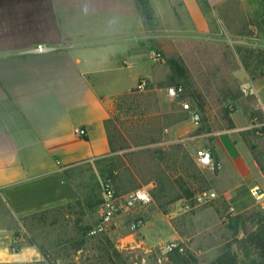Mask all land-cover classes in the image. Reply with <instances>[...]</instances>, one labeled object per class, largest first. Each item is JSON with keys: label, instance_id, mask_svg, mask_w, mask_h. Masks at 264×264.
<instances>
[{"label": "crops", "instance_id": "0c3cea01", "mask_svg": "<svg viewBox=\"0 0 264 264\" xmlns=\"http://www.w3.org/2000/svg\"><path fill=\"white\" fill-rule=\"evenodd\" d=\"M243 2L0 0V264H31L28 255L9 252L20 220L76 204L82 168L113 155L107 122L115 102L141 79L162 97L175 84L187 89L189 60L205 73L215 51L225 74L217 96L230 111L216 126L207 121L221 129L211 142L206 135L220 166L208 169L217 195L208 214L218 219L224 206L259 208L250 190L264 194V63L257 59L264 41L256 40L255 21H243ZM243 32L255 41L242 40ZM38 45L49 50L29 52ZM183 97L190 114L206 113L202 101ZM76 127L84 138L75 136ZM145 216L150 221L138 232L145 245L154 244V216Z\"/></svg>", "mask_w": 264, "mask_h": 264}, {"label": "rangeland", "instance_id": "374dc122", "mask_svg": "<svg viewBox=\"0 0 264 264\" xmlns=\"http://www.w3.org/2000/svg\"><path fill=\"white\" fill-rule=\"evenodd\" d=\"M242 14L246 25L252 22L253 26L256 22L257 39L246 32L240 35L241 39L264 41V0H246ZM217 53H213L205 73L202 64L189 60L192 64L185 68L190 73L182 77L187 88L183 99L188 102L198 99L205 104L206 113L200 114L198 122L191 118L190 110L160 96L153 87L131 92L122 102H115L107 122L113 155L82 168L75 179L80 194L76 204L20 220L9 252L28 255L31 264H173L170 253L160 250L172 239L184 249L180 253L189 259L188 264H218V258L227 254L236 255L239 264H264L257 243L258 236L264 235V216L258 207L229 214L224 206L218 219L208 214L213 201L185 210V203L197 193L210 191L209 168L199 167L195 161L206 148L207 140L210 138L211 142L221 132L211 129L207 121L216 126L230 111L217 96L225 85L224 62L217 59ZM257 59L261 66L264 63L261 48ZM204 93L206 98H197ZM243 136L248 138L254 156L263 161L251 143L252 135L247 132ZM160 178L165 179L167 188L160 192V201H155L153 193ZM107 182L121 195L150 185L152 202L144 213L154 216L152 227L158 234L154 244L145 245L144 237L131 231L129 220L124 217H116L109 231L91 234Z\"/></svg>", "mask_w": 264, "mask_h": 264}, {"label": "built area", "instance_id": "2783aa9c", "mask_svg": "<svg viewBox=\"0 0 264 264\" xmlns=\"http://www.w3.org/2000/svg\"><path fill=\"white\" fill-rule=\"evenodd\" d=\"M49 49L38 45L35 49L29 50L32 53H45ZM154 59L159 61L161 56L155 53ZM149 83L145 79H141L136 87L135 91L142 92L148 89ZM244 95L249 94L248 89L242 90ZM166 96L170 101L179 102L183 110H190L191 108L187 102L181 100L185 93V89L181 84H175L169 86L165 90ZM191 118L198 122L200 117L198 113L192 112ZM75 136L79 138H84L86 136V131L80 127L74 128ZM196 165L202 168L219 169L220 166L215 162L213 154L210 148L202 149L196 157ZM251 196L256 200H261L259 209L264 216V194L261 193L258 187H254L250 190ZM217 195L212 191H201L197 193L192 200L185 203V210L190 208H197L201 205L210 203L216 199ZM152 202L151 197V187L150 185H143L136 189L121 195L116 192L114 187L110 183H105L103 186V200L100 205L99 217L96 226L91 231V234L105 233L111 229L114 224V219L116 217H124L129 221V228L131 231H139L146 224V216L144 213V208ZM234 212L233 207L228 208V213L232 214ZM160 250L163 253H171L173 251L182 252L184 249L177 241H168L164 243Z\"/></svg>", "mask_w": 264, "mask_h": 264}, {"label": "trees", "instance_id": "16d2710c", "mask_svg": "<svg viewBox=\"0 0 264 264\" xmlns=\"http://www.w3.org/2000/svg\"><path fill=\"white\" fill-rule=\"evenodd\" d=\"M130 95V94H129ZM128 95V96H129ZM156 188L153 193V198L155 201H160V192L166 190V183L164 178L157 180ZM190 189V188H189ZM188 190V189H187ZM186 193H189V190ZM152 193V192H151ZM257 243L260 247L262 254L264 255V235L258 236ZM170 262L173 264H188L189 259L185 255H182L179 251H173L169 254ZM218 264H239L236 255L227 254L218 258Z\"/></svg>", "mask_w": 264, "mask_h": 264}]
</instances>
